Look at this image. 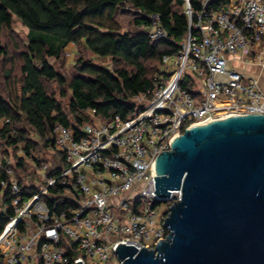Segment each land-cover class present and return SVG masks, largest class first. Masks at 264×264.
<instances>
[{
  "label": "built area",
  "instance_id": "2783aa9c",
  "mask_svg": "<svg viewBox=\"0 0 264 264\" xmlns=\"http://www.w3.org/2000/svg\"><path fill=\"white\" fill-rule=\"evenodd\" d=\"M185 1L187 34L175 42L178 51L163 58L153 88L135 96L142 107L137 115L77 130L57 125L50 150L64 156L66 166L49 177L54 164H43L41 183H33L39 191L28 199L7 168L9 181L1 186L11 200L0 198V211L12 215L0 233V264H107L120 243L154 249L168 234L169 207L181 197L180 191L154 192L158 154L186 128L264 115L258 80L239 68H264V0H228L218 10L209 9L213 0H201L196 11ZM149 19V38L167 39L159 16ZM1 163L10 165L0 156Z\"/></svg>",
  "mask_w": 264,
  "mask_h": 264
},
{
  "label": "trees",
  "instance_id": "16d2710c",
  "mask_svg": "<svg viewBox=\"0 0 264 264\" xmlns=\"http://www.w3.org/2000/svg\"><path fill=\"white\" fill-rule=\"evenodd\" d=\"M200 1L188 0L190 9H200ZM227 3L213 0L209 9L218 10ZM124 5L139 15L133 20L132 31L120 32L113 17ZM186 6L185 0H0V35L14 19L27 29L23 47L17 49L18 92L0 94V148L3 159L10 161V165L0 164L2 203L11 200L9 189L1 186L9 181V167L25 199L38 193L40 187L33 185L38 181L37 169L47 163L40 154L52 152L57 125L77 130L115 116L125 120L142 110L134 98L153 88L154 78L162 73L163 58L178 51L175 42H181L188 31ZM153 14L159 16L167 39L149 38L146 28ZM70 44L79 48V58L72 74L66 75L49 61H63ZM88 53L110 62L97 64ZM6 56L8 51L0 41V58ZM50 84L59 89V98ZM51 162L54 168L48 170L49 177L66 166L60 154L53 153ZM9 215L11 209L0 211V233Z\"/></svg>",
  "mask_w": 264,
  "mask_h": 264
},
{
  "label": "water",
  "instance_id": "95a60500",
  "mask_svg": "<svg viewBox=\"0 0 264 264\" xmlns=\"http://www.w3.org/2000/svg\"><path fill=\"white\" fill-rule=\"evenodd\" d=\"M155 174L157 196L181 192L168 234L154 249L118 244L120 264H264V115L186 128Z\"/></svg>",
  "mask_w": 264,
  "mask_h": 264
},
{
  "label": "rangeland",
  "instance_id": "374dc122",
  "mask_svg": "<svg viewBox=\"0 0 264 264\" xmlns=\"http://www.w3.org/2000/svg\"><path fill=\"white\" fill-rule=\"evenodd\" d=\"M138 15L139 14L133 11L131 8H129V6L124 5L116 9L115 15L113 17V21L119 27L120 32L132 31L133 20ZM26 34H27V29L23 27L22 24L17 19H14L12 26L8 29H5L3 33L0 35L1 45L3 48H6L8 51V56L0 58V94H2L3 96H7V93L10 92L16 94V92H18V89L20 87L19 80L21 79V74L19 71L20 62L17 58V51H18L17 49L23 47V42L26 39ZM83 54L84 53H82L81 55ZM87 56L93 59L94 62H96L97 64H108L110 62L109 60H101L95 58L90 53H88ZM78 58H79V48H77L73 44H70L64 50L63 61L57 62L51 59L49 62L57 70L63 71V73H66V75H71L73 72V66ZM49 87L54 92L56 97L59 98L58 96L59 89L57 88V86L54 84H50ZM63 103L66 105L67 101L64 100ZM1 126H2V122L0 121V127ZM2 150L3 148H0L1 157L3 156ZM18 155L21 156L22 152L18 151ZM40 156L41 159L47 161V163H43V164H48L49 162L52 161L53 153L49 151H42ZM28 162L30 164L32 163L29 160ZM37 176H38V181L35 182L36 184L41 183L39 180L40 179L39 174ZM133 201L134 200L130 197L126 198V202L132 208H133L132 205ZM140 201L142 202L143 199H140ZM107 264H119V260L117 259L116 256H113L108 260Z\"/></svg>",
  "mask_w": 264,
  "mask_h": 264
},
{
  "label": "crops",
  "instance_id": "0c3cea01",
  "mask_svg": "<svg viewBox=\"0 0 264 264\" xmlns=\"http://www.w3.org/2000/svg\"><path fill=\"white\" fill-rule=\"evenodd\" d=\"M139 14V13H138ZM239 68L247 75L258 80L261 90L264 92V68L254 64L244 63Z\"/></svg>",
  "mask_w": 264,
  "mask_h": 264
}]
</instances>
